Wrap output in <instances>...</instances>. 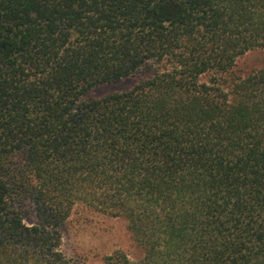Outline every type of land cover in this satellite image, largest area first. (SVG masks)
Instances as JSON below:
<instances>
[{
	"label": "trees",
	"instance_id": "obj_1",
	"mask_svg": "<svg viewBox=\"0 0 264 264\" xmlns=\"http://www.w3.org/2000/svg\"><path fill=\"white\" fill-rule=\"evenodd\" d=\"M259 48L264 0H0V264H73L80 203L144 250L104 264H264Z\"/></svg>",
	"mask_w": 264,
	"mask_h": 264
},
{
	"label": "rangeland",
	"instance_id": "obj_2",
	"mask_svg": "<svg viewBox=\"0 0 264 264\" xmlns=\"http://www.w3.org/2000/svg\"><path fill=\"white\" fill-rule=\"evenodd\" d=\"M154 67L144 66L134 74L112 82L94 86L88 97L97 98L109 93L125 91L140 81L153 76ZM264 67V49H254L237 62V71L246 73ZM24 222L37 224L38 218L31 207L22 208ZM60 249L73 264H104L106 255L116 250L124 251L131 260L137 261L144 255L143 248L136 242L123 216H112L77 204L69 218L61 226Z\"/></svg>",
	"mask_w": 264,
	"mask_h": 264
}]
</instances>
